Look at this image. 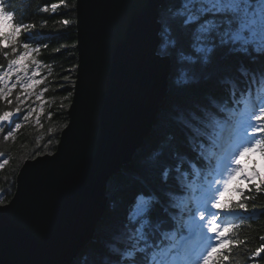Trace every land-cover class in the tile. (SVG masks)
Segmentation results:
<instances>
[{
	"label": "water",
	"instance_id": "obj_1",
	"mask_svg": "<svg viewBox=\"0 0 264 264\" xmlns=\"http://www.w3.org/2000/svg\"><path fill=\"white\" fill-rule=\"evenodd\" d=\"M166 0H77L78 68L53 154L27 160L0 204V264H72L108 205V182L152 131L169 90Z\"/></svg>",
	"mask_w": 264,
	"mask_h": 264
},
{
	"label": "trees",
	"instance_id": "obj_2",
	"mask_svg": "<svg viewBox=\"0 0 264 264\" xmlns=\"http://www.w3.org/2000/svg\"><path fill=\"white\" fill-rule=\"evenodd\" d=\"M53 4L57 5L55 11L52 9ZM76 4L77 0H12L15 12L13 22L35 25L30 30H23L18 41H27L30 36L33 37L32 47H40L41 58L51 66L52 72L47 81L48 103L44 110L35 114L30 121L23 120V127L14 133L13 138L5 140V135L0 132V153H3L0 155V201L3 204L13 198L23 164L27 160L53 154L65 129L64 125H68L67 113L78 68ZM45 7L48 11H43ZM178 7L179 0H166L159 10L162 24V44L159 49L161 55L168 56L163 44L165 36L170 35L171 28L175 27ZM64 20L68 24H63ZM165 29H169V32L166 33ZM4 51L9 56L5 58L0 53L1 64L13 57L10 48H5ZM170 61L168 94L159 108L152 131L132 162L109 180L108 205L103 219L92 241L80 251L72 264H117V257L120 264H125L124 253L132 243L129 229L125 225L137 195L155 192L164 205H168L169 201L182 202L185 198L181 194V188L184 189L185 186L183 179L179 186L173 180L175 167L181 165L182 171L192 172L194 161L189 159L195 156L194 145L204 139V135L211 137L222 121L220 108L230 102V86L237 80L243 83L241 69L247 66V69L258 73L264 68V57H249L226 50L215 51L207 61L202 55L194 56L193 61L174 62L171 58ZM29 100L19 107L33 109L35 104L31 105ZM16 102L19 101L15 100L8 105L0 99V115L4 111H10ZM37 117L39 124L36 122ZM10 127L7 125L5 131L8 132ZM164 171L168 174L167 180L163 178ZM255 189V185L247 182L242 189L235 185L226 200L228 206L222 212L233 209L230 213L233 214V225L236 227L232 229L231 239L234 243L224 248L229 259L221 264L250 263L257 249L264 247V239H261L264 237V192L257 193ZM240 203L247 204V210L237 208L236 205ZM157 215L163 220L161 231L179 229L173 219L177 218L181 222L185 219L180 208L171 206L165 213L157 205V211L152 215L153 223ZM159 238L157 234L151 239ZM259 256L258 261L264 263V252Z\"/></svg>",
	"mask_w": 264,
	"mask_h": 264
},
{
	"label": "snow or ice",
	"instance_id": "obj_3",
	"mask_svg": "<svg viewBox=\"0 0 264 264\" xmlns=\"http://www.w3.org/2000/svg\"><path fill=\"white\" fill-rule=\"evenodd\" d=\"M56 8L57 5L53 4V11ZM43 11H48V8L45 7ZM175 17V27L171 28L170 35L165 36L163 44V48L167 49L166 55L174 62L193 61L194 56L200 55L207 61L210 55L220 50L249 57L253 55L256 58L264 57V0H179ZM0 20H6L11 25L10 33H0V53L5 58L9 56V53L4 51V44L7 42L14 57L9 60L7 70L0 72V84L3 85L0 87V99L11 104L12 101L8 98L17 84L24 81L21 87L30 97L32 93L27 90L43 83L46 77L40 80L35 79L40 75L41 61L37 59L30 61L31 65L36 66V70L30 76L27 71L28 65L22 64V61L31 56L33 52H40V47H32L33 37L30 36L27 41L23 42L17 39L23 30H30L35 25L14 23V13L5 9L2 0H0ZM62 23L66 25L68 21L64 20ZM165 32L168 33L169 29H165ZM19 47H22L24 51L16 55ZM18 73L24 75H18L16 82L9 87V79ZM241 76L244 87L240 86V81H234L230 101L240 106V132L235 139L234 149L222 165L223 171L220 179L214 181L218 186L211 191V200L203 207L197 208L191 224L182 225L180 229H173L169 232L161 231L160 225L163 220L157 215L153 223L152 215L157 211V205H160V209L165 213L169 206L180 208L182 213L185 207L183 203L169 201L168 205H164L155 192L138 194L127 215L128 223L125 225L129 229V239L132 241L128 246L129 250L124 253L125 264H221L222 261L229 259V254L224 251V245L232 244L234 241L231 238L225 239L222 233L225 230L231 231L236 226L224 224L223 221L218 223L220 213L210 209H222L221 200L224 193L228 191V185L243 172L240 157L252 151H260L264 154V68L257 73L244 66L241 69ZM47 90L45 88L43 91ZM41 96L42 93L37 94V99ZM17 100L19 101L20 97H17ZM34 111L35 109H32L24 115L23 120L28 121ZM20 112L21 108L16 107L15 114ZM13 115L11 111H4L0 115V132L3 131L2 122L8 121L12 124L4 137L5 140L13 138L14 133L23 127L18 121L12 123ZM36 122L40 123L39 117ZM64 127L66 128L67 125L65 124ZM4 162L7 163V160ZM225 174L226 179H224ZM253 174L258 177L255 169H253ZM163 178L164 180L168 178L166 171L163 172ZM244 179L250 183L252 177L244 176ZM255 190L257 193L264 192V188L260 185H257ZM249 191L252 190L249 189ZM3 203L0 201V204ZM236 207L247 210L245 203H240ZM227 211L231 212L233 209L229 208ZM197 216L199 221L205 223H198ZM184 228L187 229L189 237L181 242L179 233ZM205 229L206 232L215 235L207 236ZM173 232L177 235H173ZM157 234L160 238L152 240V236ZM204 240L209 243L204 244ZM212 240L216 243H210ZM230 252L231 249L228 250V253ZM261 252H264V247L257 249L256 255L258 256ZM117 264H120L119 257H117Z\"/></svg>",
	"mask_w": 264,
	"mask_h": 264
},
{
	"label": "rangeland",
	"instance_id": "obj_4",
	"mask_svg": "<svg viewBox=\"0 0 264 264\" xmlns=\"http://www.w3.org/2000/svg\"><path fill=\"white\" fill-rule=\"evenodd\" d=\"M164 56V55H163ZM22 64H24V62L22 61ZM255 159H257L258 160V162H257V164H256V166H255V172L256 173H258V178H257V176H255L254 174H253V164L252 163H249V164H247L244 168V171L242 172V174L241 175H243V174H245L246 176H250V177H252V179H251V181H253V182H257V181H261V177H264V169L262 168L263 167V165H262V159H260V158H258V157H256ZM240 177V176H239ZM262 181H263V178H262ZM216 185V184H215ZM214 185V186H215ZM258 185H260V183H258ZM215 189V188H214ZM0 199H1V195H0ZM197 221V220H196Z\"/></svg>",
	"mask_w": 264,
	"mask_h": 264
},
{
	"label": "bare ground",
	"instance_id": "obj_5",
	"mask_svg": "<svg viewBox=\"0 0 264 264\" xmlns=\"http://www.w3.org/2000/svg\"><path fill=\"white\" fill-rule=\"evenodd\" d=\"M43 87H44V89H45V88H47V86H46V85H44Z\"/></svg>",
	"mask_w": 264,
	"mask_h": 264
}]
</instances>
